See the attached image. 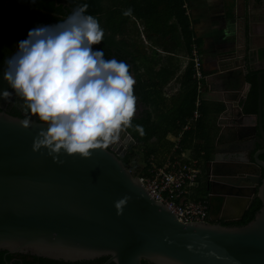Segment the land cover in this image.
I'll list each match as a JSON object with an SVG mask.
<instances>
[{"label": "water", "instance_id": "water-1", "mask_svg": "<svg viewBox=\"0 0 264 264\" xmlns=\"http://www.w3.org/2000/svg\"><path fill=\"white\" fill-rule=\"evenodd\" d=\"M234 3L236 31L217 57L216 79L236 92L244 125L231 127L228 157L210 164L209 221L183 223L149 196L124 162L129 149L139 147L126 130L107 148L90 150L91 157L62 152L60 163L47 148L33 150L47 124L31 119L26 128L21 121L27 118L1 107L0 251L65 263L264 264V144L258 148L259 137L264 143V67L256 69L264 59L252 43L264 23V0ZM251 71L258 72L256 115L243 111ZM250 118L255 124L249 126ZM124 196L130 199L118 214L115 202ZM257 199L261 208L249 223L228 225L242 222Z\"/></svg>", "mask_w": 264, "mask_h": 264}, {"label": "clouds", "instance_id": "clouds-1", "mask_svg": "<svg viewBox=\"0 0 264 264\" xmlns=\"http://www.w3.org/2000/svg\"><path fill=\"white\" fill-rule=\"evenodd\" d=\"M87 8L85 3L60 23L29 30L4 71V79L23 99V111L47 124L35 137L33 150L47 148L60 163V153L91 157L90 150L107 148L128 128L144 134L141 125L132 124L137 97L131 65L93 49L105 31L96 17L85 14ZM131 13L128 9L124 15ZM12 96V91L0 93L5 101ZM21 123L30 127L31 119ZM129 199L115 202L118 214Z\"/></svg>", "mask_w": 264, "mask_h": 264}, {"label": "crops", "instance_id": "crops-1", "mask_svg": "<svg viewBox=\"0 0 264 264\" xmlns=\"http://www.w3.org/2000/svg\"><path fill=\"white\" fill-rule=\"evenodd\" d=\"M186 1L191 8V16L186 14L184 6H176L173 0H114L111 4L114 11L122 9L124 13L132 10L128 16L119 13L124 15L126 21L116 39L128 53L131 74L136 81L134 86L138 85L140 78L144 83L146 101L141 103L137 100L134 119L148 113L154 122L160 124V131L164 133L169 131L171 118L178 114L187 99L190 87L188 75L192 64L191 41L185 37L181 25V17L186 14L193 37L197 38L201 48L206 76L202 95V110L206 115L202 132L210 135L211 160L214 157L224 159L228 157L227 147L233 139L229 132L231 127H240L238 122L241 116L240 110L234 107L237 103L236 92L225 90L216 79V70L217 57L236 31L235 3L234 0ZM106 3L110 4L108 0ZM252 43L260 52L264 51V23L252 35ZM263 67L264 61L256 64L257 70ZM227 104L232 107H227ZM247 122L249 126L255 124L253 118ZM179 136L170 133L166 140L159 142L155 139L152 142L149 149L153 151L150 154L157 157L159 166L174 156V146ZM186 142L185 139L182 141L183 151L192 150V156L199 155L205 145L201 138H197L193 144L184 145ZM144 164L139 166L138 173L144 172Z\"/></svg>", "mask_w": 264, "mask_h": 264}, {"label": "trees", "instance_id": "trees-1", "mask_svg": "<svg viewBox=\"0 0 264 264\" xmlns=\"http://www.w3.org/2000/svg\"><path fill=\"white\" fill-rule=\"evenodd\" d=\"M109 1L110 4L108 5L106 0H0V93H2L4 90L13 92V96L9 101H5L2 97H0V109L2 106H6L7 112L9 114L21 117L23 119L26 118L25 115L31 116L30 111L26 114L22 109L23 99L15 95L14 90L11 89L9 83L4 79V71L7 67V61L18 51L19 41L27 39L29 30L41 25H55L60 23L69 15H71L74 9L85 3L88 4L85 14L96 17L101 27L105 31L103 41L99 44L93 45V49L103 51L105 53L106 59L116 58L118 60L126 61L128 64H130L127 51L123 49L124 46L117 42L116 39L117 35L121 34L123 30L122 28L125 25L126 18H124V15H122L124 14L122 9H116L115 11L113 10V5L111 4H113L114 0ZM173 1L176 6H184L183 0ZM119 13L122 14L119 15ZM181 25L185 37L189 39L192 44L193 32L191 31V25L186 14L181 17ZM262 58H264V51L262 52ZM257 74L258 72L251 71L247 76V81L251 85V90L246 102L243 105V111L245 114L256 115L258 113ZM193 75V67H191L188 75L190 82L189 94L178 114L171 118L172 120L169 124V131L162 133L160 131V124L158 122H154L152 120V116L148 113L143 114L137 119L133 118L132 120V124L134 126L141 125L143 127V135L136 131L134 127L128 128L126 130L139 144V146L147 147V150L146 148H142L140 150L146 158L151 155L150 153L153 151V149H149V147L155 139L159 142L166 140L170 133L178 137L182 132L183 126L186 124L187 120L192 117L196 108V101L198 97L197 85ZM134 95L141 103L146 101V93L142 78L139 79L138 85L134 86ZM201 111L202 118L200 119L198 127L196 131L186 134L185 140L187 142L184 143V145L188 143H195L197 138L203 139L205 141V145L204 147L202 146L201 150L205 152V160L209 161L211 159L212 146H210L211 144L208 142L209 134H207L206 131L202 132V129H204L205 126L204 115L206 114L203 110ZM38 121L42 122L39 119ZM205 134H207V136ZM258 140V148H262L264 144L263 140L260 137ZM137 151L138 147L129 149L127 155L124 158L126 166L133 171L135 167L133 169L132 165L138 166V164L135 165V163H132L133 158H137L138 162L137 154L140 153H137ZM261 159L264 160V155L261 157ZM204 199H207V195L204 197ZM260 208L261 202L257 199L255 200L251 209L246 213L243 221L238 225H245L249 223ZM2 254L3 253L0 252V264H8L3 260ZM107 260L108 258H101L94 261L65 263L62 261L42 259L45 264H104ZM143 264L150 263L143 261Z\"/></svg>", "mask_w": 264, "mask_h": 264}, {"label": "built area", "instance_id": "built-area-1", "mask_svg": "<svg viewBox=\"0 0 264 264\" xmlns=\"http://www.w3.org/2000/svg\"><path fill=\"white\" fill-rule=\"evenodd\" d=\"M186 14L191 16V8L185 0ZM193 78L197 85L196 108L183 126L179 141L174 146V156L162 166L158 165L157 157L153 154L146 158L144 172L138 173L137 158L132 159L133 170L139 177L149 196L165 205L183 223H207L210 218L208 199L198 198L195 190L200 187L203 175V160L192 156V150H184L182 141L187 133L196 131L202 118L203 92L206 76L203 70L201 48L196 37L191 44V58ZM179 151H182L179 153ZM188 152H190L188 154ZM204 157V152H201Z\"/></svg>", "mask_w": 264, "mask_h": 264}, {"label": "flooded vegetation", "instance_id": "flooded-vegetation-1", "mask_svg": "<svg viewBox=\"0 0 264 264\" xmlns=\"http://www.w3.org/2000/svg\"><path fill=\"white\" fill-rule=\"evenodd\" d=\"M259 55H260L259 57L261 59H264V58H262V52H260ZM256 61H258L257 58H256ZM259 63H261V62H258V64ZM2 107L7 109L6 106H2ZM25 116H26V118L36 119L38 121V117L37 116H32V115L31 116L25 115ZM239 124H240V127H241V125H244L241 122ZM238 133H239V135L242 136L244 134V129H239ZM258 142H259V140H258ZM204 154H205V152H204ZM211 163H212L211 159L209 161H207V160H205V158H204L203 163H202L203 164L202 186L204 184V187H205L206 191H207V182H208L209 174L212 173V167L210 166ZM218 168H221V167L219 166ZM223 169L226 170V171H232V169H230V168L223 167ZM245 169H247L248 172H249V170H252V168H249V167H247ZM251 173H255V170H252ZM207 199H208V192H207ZM239 223L228 224V225L229 226H236ZM238 226H240V225H238ZM0 252L3 253L2 254L3 260L5 262H7L8 264H45L44 261H42V259H45V258H39V257L31 256L29 254H27V255L26 254H8L6 251H0Z\"/></svg>", "mask_w": 264, "mask_h": 264}, {"label": "rangeland", "instance_id": "rangeland-1", "mask_svg": "<svg viewBox=\"0 0 264 264\" xmlns=\"http://www.w3.org/2000/svg\"><path fill=\"white\" fill-rule=\"evenodd\" d=\"M109 1V0H108ZM109 3H110V1H109ZM108 4V3H107ZM109 5V4H108ZM206 136H207V134H205ZM205 136V137H206ZM210 136V135H209ZM197 145V144H196ZM145 149V148H147L146 146H141V148H140V146L138 147V151H137V153H140V154H137V157H138V165L139 166H141L142 167V165H143V162H146V157L144 156V154L140 151L141 149ZM201 153V152H200ZM189 154V153H188ZM197 157L198 158H201L202 160H204V157H202V155L201 154H199V155H197ZM145 165V164H144ZM195 193H196V196L198 197V198H204L206 195H207V191L205 190V187H204V184H203V186H202V180H201V183H200V187L197 189V190H195Z\"/></svg>", "mask_w": 264, "mask_h": 264}]
</instances>
